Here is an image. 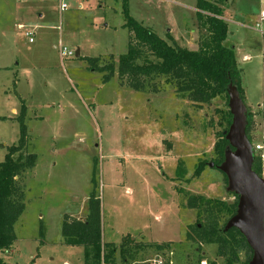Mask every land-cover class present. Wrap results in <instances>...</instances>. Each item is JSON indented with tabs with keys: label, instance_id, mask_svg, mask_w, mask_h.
<instances>
[{
	"label": "rangeland",
	"instance_id": "1",
	"mask_svg": "<svg viewBox=\"0 0 264 264\" xmlns=\"http://www.w3.org/2000/svg\"><path fill=\"white\" fill-rule=\"evenodd\" d=\"M126 3L129 15L160 38L198 49L196 0ZM259 7V0L222 4L226 43L234 47L252 113V145L264 138V37L251 29ZM122 10V0H0V161L19 138L21 100L28 130L21 154L36 156L17 177L24 209L1 262L84 264L83 247L64 243L61 225L84 220L97 199L102 243L141 245L127 264H224L215 244L194 236L198 211L187 201L233 200L213 151L228 101L223 94L194 102L165 77L150 79L144 91L130 88L116 71L130 37ZM30 30L32 42L24 34ZM59 47L78 49L79 56L61 58ZM92 58L106 73L114 67L109 79L94 71ZM200 161L205 165L196 174ZM120 260L117 254L115 264Z\"/></svg>",
	"mask_w": 264,
	"mask_h": 264
},
{
	"label": "trees",
	"instance_id": "2",
	"mask_svg": "<svg viewBox=\"0 0 264 264\" xmlns=\"http://www.w3.org/2000/svg\"><path fill=\"white\" fill-rule=\"evenodd\" d=\"M224 0H196V17L202 36L196 51L188 50L176 44H170L160 38L149 27L136 21L129 15L126 0H122L124 26L130 33L126 52L118 56L116 71L130 88L144 91L150 79L165 77L173 81L181 94H186L197 103H209L214 97L225 95L228 101L227 87L231 82L236 86L243 100V89L240 81V68L237 66L234 47L226 43L228 33L227 21L223 18L222 4ZM96 58L89 59L94 71L104 72V79H109L114 67L109 65L107 73L102 66H94ZM264 88V80H263ZM264 115V103L262 106ZM246 134L249 138L251 113L247 109ZM26 106H21L16 116L19 125V138L7 147L4 158L0 161V250L9 249L16 239L14 224L24 209V191L17 182V177L35 165L36 156L32 153L22 155L28 142V130L25 124ZM231 122V114L227 109L226 125L213 145L218 165L224 158V151L229 147L224 131ZM250 140V139H249ZM251 141V140H250ZM16 154H19L15 157ZM200 161L195 173L204 166ZM252 169L262 175V165L254 157ZM223 179L227 183L224 173ZM233 200L221 198L189 197V208H197L198 220L193 226V234L199 243L215 244L216 256L222 258L224 264L242 262L247 264L252 257V249L244 236L235 227L224 231L227 220L236 212L238 197L229 192ZM201 211L204 212L202 216ZM203 219V221H202ZM64 243L83 247L84 264H111L119 254L120 263L127 264L133 251L140 250L139 245L128 247L125 240L115 246L113 243H102L100 232L99 202L93 199L84 220L67 221L61 225ZM130 242V241H129ZM131 243H134L132 241ZM158 250L162 244H153ZM240 254L243 255L241 259ZM131 256V257H130ZM0 264H6L0 261ZM137 264H149L147 261ZM162 264H170V261ZM208 264H215L209 261Z\"/></svg>",
	"mask_w": 264,
	"mask_h": 264
},
{
	"label": "water",
	"instance_id": "3",
	"mask_svg": "<svg viewBox=\"0 0 264 264\" xmlns=\"http://www.w3.org/2000/svg\"><path fill=\"white\" fill-rule=\"evenodd\" d=\"M75 56H79L76 49ZM231 122L224 131L229 143L224 158L217 165L227 179V191L237 195L236 212L224 225V231L235 227L252 249L247 264H264V178L253 169L254 151L246 134L247 108L231 82L227 87ZM212 165V164H211Z\"/></svg>",
	"mask_w": 264,
	"mask_h": 264
},
{
	"label": "built area",
	"instance_id": "4",
	"mask_svg": "<svg viewBox=\"0 0 264 264\" xmlns=\"http://www.w3.org/2000/svg\"><path fill=\"white\" fill-rule=\"evenodd\" d=\"M259 4H260L259 11L254 18V25L253 27H251V29L258 32L261 35V37H264V0H259ZM59 7L60 9H64L67 6L65 3L61 1ZM19 28L24 29L25 27L23 25H20ZM24 34L26 37H28L29 42L33 41L32 30L25 31ZM58 52L61 58L74 56V53L65 47H59ZM252 146H253L254 156L260 160L262 168H264V138L261 142L256 143ZM261 176L264 178V173Z\"/></svg>",
	"mask_w": 264,
	"mask_h": 264
},
{
	"label": "crops",
	"instance_id": "5",
	"mask_svg": "<svg viewBox=\"0 0 264 264\" xmlns=\"http://www.w3.org/2000/svg\"><path fill=\"white\" fill-rule=\"evenodd\" d=\"M20 25H22V24H18L17 27L19 28ZM263 77H264V76H263ZM12 111L16 113V110H15L14 108H12ZM249 112L251 113V111H249ZM251 114H252V113H251Z\"/></svg>",
	"mask_w": 264,
	"mask_h": 264
},
{
	"label": "flooded vegetation",
	"instance_id": "6",
	"mask_svg": "<svg viewBox=\"0 0 264 264\" xmlns=\"http://www.w3.org/2000/svg\"><path fill=\"white\" fill-rule=\"evenodd\" d=\"M216 165V164H215Z\"/></svg>",
	"mask_w": 264,
	"mask_h": 264
}]
</instances>
